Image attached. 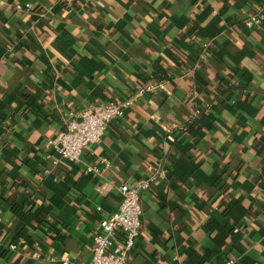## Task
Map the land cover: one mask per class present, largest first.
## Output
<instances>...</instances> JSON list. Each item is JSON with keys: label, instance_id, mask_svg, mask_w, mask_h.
<instances>
[{"label": "crops", "instance_id": "obj_1", "mask_svg": "<svg viewBox=\"0 0 264 264\" xmlns=\"http://www.w3.org/2000/svg\"><path fill=\"white\" fill-rule=\"evenodd\" d=\"M262 4L0 0V264H58L48 257L64 252L87 263L120 185L158 166L166 176L141 195L129 264H264V19L243 21ZM156 64L172 81L80 163L49 157L70 108L125 98ZM102 157L112 166L89 174Z\"/></svg>", "mask_w": 264, "mask_h": 264}, {"label": "built area", "instance_id": "obj_2", "mask_svg": "<svg viewBox=\"0 0 264 264\" xmlns=\"http://www.w3.org/2000/svg\"><path fill=\"white\" fill-rule=\"evenodd\" d=\"M28 3L26 6L30 7ZM21 7L20 4H17ZM264 19V4L256 11L244 18V24L248 27L258 25ZM199 62L196 66H199ZM165 82L144 80L133 92L121 100L97 102L84 108H70L64 129L57 135L48 139L47 144L52 148L49 157H56V161L64 159L73 164L81 162L83 150L93 143L99 142L106 134L111 123L115 119L122 118L128 108L145 94L164 88ZM2 144L0 141V155ZM112 166V160L102 157L100 164L90 163L86 167L89 174H100ZM49 172V170H46ZM166 176V170L158 166L154 172L142 177L134 183H122L119 187L121 201L117 209L108 216L102 218L92 235L90 250L91 260L87 263L73 259L68 253L50 255L48 259L58 264H129L131 252L140 235L143 225V207L141 203L142 193L152 187L160 178ZM264 192V184L262 186ZM98 210L102 207L98 206ZM235 228V232H238ZM122 240L118 241V236ZM10 248L17 249L16 244ZM43 254L36 253V258L41 259ZM235 259L229 258L223 264H234ZM196 264H211L202 262Z\"/></svg>", "mask_w": 264, "mask_h": 264}, {"label": "trees", "instance_id": "obj_3", "mask_svg": "<svg viewBox=\"0 0 264 264\" xmlns=\"http://www.w3.org/2000/svg\"><path fill=\"white\" fill-rule=\"evenodd\" d=\"M151 81L160 82V81H172L170 74L167 70L161 66L156 64L153 70V76L149 78ZM207 120V114L204 112L202 113L198 119L191 120L186 123V131L191 135H196L201 127Z\"/></svg>", "mask_w": 264, "mask_h": 264}]
</instances>
